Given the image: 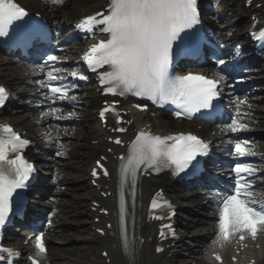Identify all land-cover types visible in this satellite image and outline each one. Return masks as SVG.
Instances as JSON below:
<instances>
[{"label": "snow or ice", "instance_id": "obj_1", "mask_svg": "<svg viewBox=\"0 0 264 264\" xmlns=\"http://www.w3.org/2000/svg\"><path fill=\"white\" fill-rule=\"evenodd\" d=\"M61 2L62 0H51L53 4ZM197 4L198 0H109L107 14L99 12L81 19L75 25L78 30L93 33L98 28L102 34L107 35L106 39L93 43L82 57L88 69L93 72L107 66V70L99 72V82L104 86V92L121 97L131 94L147 98L161 107L170 102L175 105L174 114L178 118L191 119L195 113L216 108L227 81V77L221 74L222 71H227L226 68L218 71L214 77L192 72L180 76L170 74L174 59L179 54L177 49L180 43L190 34V30L201 23ZM28 16L29 12L16 0H0V37H8L10 29ZM60 62L59 57L48 55L44 62L37 66L40 72L51 69L46 73V80L39 82L40 87L46 88L52 104L57 101L76 102L77 97L69 96V91L77 85L66 83L67 77H71L73 81L86 80L87 77L77 70L62 72L56 67ZM224 64V60H219L217 68ZM5 98L6 90L0 86V105H3ZM116 103L118 101L112 104L106 102L99 116L105 120L107 114L111 113L119 125L123 122V117L116 109ZM233 104L236 116L232 118L231 123L225 125V129L231 133H238L247 127L244 118L248 113L242 111V107L247 105L250 108L251 105L247 98L239 97L234 99ZM135 107L143 110L147 105L138 104ZM57 112L59 108L50 105L49 110L42 113V116H54L57 120H68L74 116L73 113H69L68 116H55ZM113 130L127 131L124 127ZM0 132L6 133L0 135V226H2L13 211L14 196L19 195L18 190L28 187L34 165L21 154V150L30 143L28 139L22 138L10 126L0 127ZM114 142L117 145L123 143L119 137H116ZM209 148L208 142L192 133L181 132L161 136L141 130L135 135V139L127 146L126 154L119 157L121 189L119 217L126 251L132 246V242L124 232L125 185L131 188L134 198L138 173L159 174L169 169L175 176L187 174L197 169L201 162L200 158L209 155ZM233 154L237 159L254 155L248 141L236 142ZM56 155L63 156L64 152L58 151ZM97 164L100 165L99 160ZM231 170L235 174L232 191L227 194L217 193L220 196L218 233L213 243L220 247L234 236L243 241L250 235L255 240L258 233H264V202L258 200L251 191L253 183L250 178L253 177V166L236 162ZM93 175H96L95 170ZM104 175H108L106 170ZM157 196H162V193H158ZM150 208L153 212L167 208L169 219L174 215L171 203L166 200L160 202L154 198ZM155 218L164 219L163 216ZM165 227L170 226L162 225L161 237L165 235ZM100 231L103 234V230ZM172 234L175 235L174 232ZM35 249L36 256L47 251L43 231L35 236ZM156 251L160 252L162 249L158 247ZM0 252L7 253L10 259L19 255L11 248H0ZM214 256L217 261L222 260L219 254L214 253ZM0 260H5V256L0 255ZM29 260L31 264H39L33 256H30Z\"/></svg>", "mask_w": 264, "mask_h": 264}, {"label": "bare ground", "instance_id": "obj_2", "mask_svg": "<svg viewBox=\"0 0 264 264\" xmlns=\"http://www.w3.org/2000/svg\"><path fill=\"white\" fill-rule=\"evenodd\" d=\"M103 0H76L75 4L73 7L71 8H66V9H61V10H56L57 8L51 10V12L49 11L48 13H50V16L53 18V21H56L57 23H66V21H69L71 19H74L75 17H77V15L82 12V11H86L87 9L90 8H95V6ZM44 8V7H42ZM24 74V73H23ZM22 77V76H21ZM18 80L21 81V79L18 78ZM24 82V81H23ZM92 89H94V87H91ZM89 88V89H91ZM91 89V91H85V92H80L83 93L82 96H84L86 99H88L86 102L90 103L91 105L96 104L97 98H96V93ZM80 95V94H79ZM93 113V112H92ZM92 113H88L85 115V117H88L90 120L93 117ZM250 121L251 118L249 117ZM24 121V120H21ZM23 123V122H22ZM173 123H177V122H173ZM31 133L35 134L34 131H31ZM238 133H241V131H239ZM238 133H234V134H238ZM88 132L85 131L82 133H80L81 136H85L87 135ZM94 134V138L99 139L101 134H102V130H100V128H94L93 129V133L91 135ZM63 137V140H60L61 136ZM211 138H215V136H211ZM57 140H56V151H61V149H64L68 146H70V137L67 133H63L60 132L57 134ZM259 142V141H258ZM79 144V143H77ZM61 145L63 146L61 148ZM259 145H261L262 147H264V143H259ZM83 164V163H82ZM80 165L81 167H83V165ZM88 175H86L85 173L82 174V176H80L79 178V182H80V187L83 188L82 192L80 194H78V198L80 197L81 200L87 201L88 199L92 198V199H97L99 198L97 192L95 193V191L89 188L88 185ZM163 182L164 179H160V180H156V182ZM165 183H167V191L171 192V193H175L172 192V188H174V186L170 185L168 181H164ZM155 184V182L153 181H149V180H144L141 185H140V193H141V197L139 199V202H144L145 198L147 197L148 193L150 192L151 186H153ZM264 189V187H262ZM87 190L89 192H87ZM91 190V192H90ZM264 192V190H262ZM176 198L177 200L181 203L185 205L189 204V205H193L195 204V201L197 199H194L189 197L187 198L186 195H182V194H176ZM195 196V195H194ZM193 196V197H194ZM77 198V199H78ZM187 198V199H186ZM103 201V204H109L110 206H113V199L110 198H100ZM209 203H207V205L205 206H201L199 205V213H201L202 218L204 219H210L212 216V213H210L211 209L208 206ZM58 209H60L62 212H64L65 208L63 206L57 205L56 206ZM128 212L129 214H132V216L134 217V226L136 227V230H145V228L149 226L147 225H142L143 223V208L141 207V205L138 207L137 205V198L135 199L134 203L132 205H129L128 207ZM93 214V212L91 211V209L89 210V208H86L84 210H82L81 213V218H80V223L82 226H86V224H91V220H90V216ZM58 239V238H57ZM84 240L89 241V242H94L97 245V248L99 249V247H101L100 245L103 244H107L110 245L113 240H116L114 237H112V239L109 238V240H104L102 239L100 236H97L96 234H91L90 236H88L87 238H84ZM174 249V247H171ZM59 247H57L55 245V247L52 249L51 253V260L53 261V264H66L63 261H61V257L62 254L58 251L56 253L55 250H58ZM131 252H129L128 258H125L122 251L119 249L114 250L112 249L111 252V263L110 264H172V260H169L167 258H157V255L154 254V252L152 251L151 248V244L148 243H144L141 246H133L131 248ZM164 257V256H163ZM76 264H107L105 263V261L100 257V254H98L95 258H88V262H80L77 261Z\"/></svg>", "mask_w": 264, "mask_h": 264}, {"label": "rangeland", "instance_id": "obj_3", "mask_svg": "<svg viewBox=\"0 0 264 264\" xmlns=\"http://www.w3.org/2000/svg\"><path fill=\"white\" fill-rule=\"evenodd\" d=\"M76 205V201L74 202V207ZM78 207V205H77ZM88 231V230H87ZM87 231L85 232H82V229L81 227H78L76 230H73L72 233H79L80 236H82L83 234L87 235ZM90 252L92 255L95 254L96 251H94V248L93 247H84L83 246V242L81 241V243L78 241L76 242L75 244H72L71 246H69V248L67 249L66 252H69L68 257H72V256H77V253H81V254H84V252Z\"/></svg>", "mask_w": 264, "mask_h": 264}]
</instances>
